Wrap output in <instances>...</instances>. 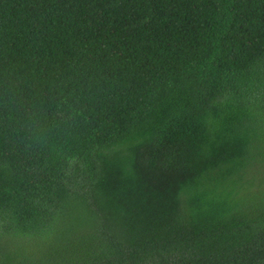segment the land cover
<instances>
[{"label":"trees","instance_id":"obj_1","mask_svg":"<svg viewBox=\"0 0 264 264\" xmlns=\"http://www.w3.org/2000/svg\"><path fill=\"white\" fill-rule=\"evenodd\" d=\"M0 264H264V0H0Z\"/></svg>","mask_w":264,"mask_h":264}]
</instances>
